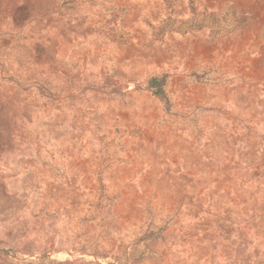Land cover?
Returning a JSON list of instances; mask_svg holds the SVG:
<instances>
[{
    "label": "rangeland",
    "instance_id": "1",
    "mask_svg": "<svg viewBox=\"0 0 264 264\" xmlns=\"http://www.w3.org/2000/svg\"><path fill=\"white\" fill-rule=\"evenodd\" d=\"M0 264H264V0H0Z\"/></svg>",
    "mask_w": 264,
    "mask_h": 264
},
{
    "label": "trees",
    "instance_id": "2",
    "mask_svg": "<svg viewBox=\"0 0 264 264\" xmlns=\"http://www.w3.org/2000/svg\"><path fill=\"white\" fill-rule=\"evenodd\" d=\"M163 82H164V76L152 77L148 82L154 94L160 97H164Z\"/></svg>",
    "mask_w": 264,
    "mask_h": 264
}]
</instances>
